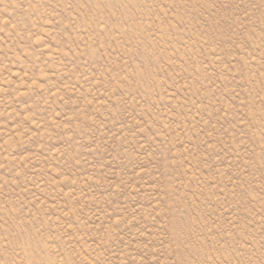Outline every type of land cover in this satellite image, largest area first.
Wrapping results in <instances>:
<instances>
[{
  "label": "rangeland",
  "instance_id": "obj_1",
  "mask_svg": "<svg viewBox=\"0 0 264 264\" xmlns=\"http://www.w3.org/2000/svg\"><path fill=\"white\" fill-rule=\"evenodd\" d=\"M0 264H264V0H0Z\"/></svg>",
  "mask_w": 264,
  "mask_h": 264
}]
</instances>
